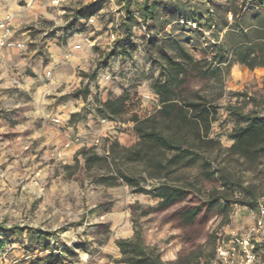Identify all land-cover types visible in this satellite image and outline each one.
I'll use <instances>...</instances> for the list:
<instances>
[{"label":"rangeland","instance_id":"obj_1","mask_svg":"<svg viewBox=\"0 0 264 264\" xmlns=\"http://www.w3.org/2000/svg\"><path fill=\"white\" fill-rule=\"evenodd\" d=\"M217 1L226 3L227 0ZM94 4L102 11L94 15L97 17L95 25H88L89 19L83 18L85 26L69 32L64 29L74 9ZM63 9L66 10L65 13L62 12ZM5 10L15 14V37L24 41L25 49L19 51L4 48L14 49L17 53L0 56V226L12 228L19 225L53 231L62 247L86 243L89 252L78 249L77 254L70 258L72 262L69 264H123L113 260L121 256L115 240L134 235L131 205L140 203L155 206L159 199L150 194L135 192V187L122 179L115 185L99 184L95 174L103 171L83 170L70 176V171L65 166L75 163L76 153L70 161L65 154L58 155L69 148V145L43 143L35 130L43 121H46L47 126L59 124L54 121L59 118L56 113L55 116L42 115L43 111H51L57 105L56 101L70 103V109L85 108L87 113L91 111L95 115V95L106 99L110 92L120 95L124 90H130L135 94L134 103L124 113L122 121L110 124L114 125L110 126L112 132L102 137L92 130L89 133L93 138L85 141L82 147H94L99 155H109L110 145L114 140H118L123 146L135 145L138 137L133 131V113L136 111L141 117H147L160 108L159 98L150 88V77L158 75L159 71L144 49L147 26L135 27L133 41L136 47L130 56L105 60V53L115 44L110 40L111 32L119 31L123 36L119 26L123 9L118 0H70L61 9L51 6L48 0H35L32 4L28 0H0V11ZM228 19L232 21L231 13L228 14ZM191 24L194 25L193 22ZM85 36L91 38L92 44L82 42ZM204 38L213 40L208 31L204 33ZM80 42L82 47L74 50V45ZM189 47L197 57L201 56L199 49H193L192 44ZM88 48L91 53L85 61V57L81 58L79 55L87 54ZM69 52L72 53L71 56H68ZM14 58L21 64L18 67H8L6 63ZM95 68L100 69L97 80L83 75L84 72L91 73ZM48 70L52 71L51 76L47 75ZM106 71L112 74L110 80L103 77ZM15 78L18 82L13 83ZM33 79L40 80L29 83V86L25 85ZM52 81L60 83L54 91H64L60 96L54 92L43 93L36 87ZM20 84L26 88H21ZM84 84H88L92 91L87 101L75 94ZM202 93L218 107V116L212 123L209 137L219 141V144L209 150L211 158L215 165L224 166L233 179L250 187L258 198L264 192V153L251 158L230 151L234 141L229 135L239 123L226 108L231 105L246 113H264V67L252 70L235 64L223 86L211 82ZM54 96L58 99L53 100ZM67 108L69 107L62 111ZM94 119L96 123H100V117ZM6 134L14 136L7 138ZM96 139L100 140L99 144L95 143ZM81 161L84 162L83 159ZM121 166L140 179L147 188L165 180L150 178L144 165L139 162L123 161ZM200 175L199 165L181 168L173 174L184 180H194L196 176L201 179ZM201 181L203 182L202 179ZM213 185V182H205V195ZM236 194L239 195V192L236 191ZM241 207L239 204H232L228 216L213 221L211 231L216 233L225 221H232L233 218L230 217ZM93 209L95 212L91 214L90 210ZM144 220L148 218L145 217ZM80 221L83 224L70 225ZM149 227L152 237L153 222H150ZM13 237L10 236L9 239L0 235V239L4 241L0 246V264H27L33 257H42L48 253H27L21 243L11 242ZM23 237L27 241L26 231ZM151 242L158 244L156 239ZM184 249H187L184 244L172 248L165 258L166 264L177 261L179 253ZM104 255H111L113 258ZM216 262L217 258H213L212 264ZM204 263L205 259L202 258L200 264Z\"/></svg>","mask_w":264,"mask_h":264},{"label":"trees","instance_id":"obj_2","mask_svg":"<svg viewBox=\"0 0 264 264\" xmlns=\"http://www.w3.org/2000/svg\"><path fill=\"white\" fill-rule=\"evenodd\" d=\"M118 1L123 9L119 25L123 36L105 53V60L130 56L136 47L135 27L147 26L144 49L159 71L158 75L150 77V88L158 96L160 108L147 117H141L136 111L133 113V131L138 137L135 145L123 146L114 140L109 155H99L94 147H82L74 156L75 163L65 168L70 176L83 170L103 171L96 172L97 183L115 185L122 179L135 187V192L159 199L155 206L131 205L134 235L115 240L121 253L113 259L116 263L166 264L168 252L184 244L187 249L171 264H200L202 258L204 264H212L213 258H217V237L211 231L213 221L228 216L232 204L256 209L258 198L250 187L233 179L224 166L215 165L211 158L209 150L219 144L209 137L218 107L202 90L211 82L223 86L235 64L252 70L264 67V0H227L226 3L217 0ZM99 11L101 8L97 4L74 9L64 29L69 32L85 26L83 18L89 19ZM229 13L232 21L228 19ZM206 31L212 34L213 40L204 38ZM190 44L193 49H199L200 57L191 50ZM99 71L95 68L83 75L97 80ZM75 94L87 101L92 91L84 84ZM134 97L130 90L120 95L110 92L106 99L95 95V116L122 121ZM226 109L239 123L229 135L234 141L230 151L251 158L264 153V113H246L231 105ZM90 112L85 108L74 112L70 122L85 120ZM123 161L139 162L150 178L165 180L147 188L121 166ZM196 165L201 167L203 182L198 176L194 180L173 176L181 168ZM206 181L214 185L205 195ZM94 212L95 209L90 210L91 214ZM145 217L148 220H144ZM150 222L154 226L152 237ZM76 224H83V221L70 223ZM2 234L6 238L14 236L11 242L21 243L27 253L48 251L42 257H33L27 264H69L78 249L88 251L86 243L62 247L53 231L2 225ZM151 238L158 244H152ZM3 242L0 239V246Z\"/></svg>","mask_w":264,"mask_h":264},{"label":"crops","instance_id":"obj_3","mask_svg":"<svg viewBox=\"0 0 264 264\" xmlns=\"http://www.w3.org/2000/svg\"><path fill=\"white\" fill-rule=\"evenodd\" d=\"M9 12L10 11H7V10L0 11V19L4 17L6 13H9ZM89 50L90 49L88 48L87 54L79 55L81 58L85 57L84 58L85 61L88 60L89 58L88 56L91 53ZM7 53H10L13 55L17 53V51H15L14 49L0 48V56L3 54L4 56H6ZM17 60L18 59L14 58L13 60H11V62L6 63V64L9 65L8 67H13V66L18 67L21 63L20 61L18 62ZM15 80H17V78L13 79V83L15 82ZM36 80H40V79H36ZM36 80L34 79L30 80L28 81V84H25V85L29 86V83H33ZM57 84L59 85L60 83H55L52 81L49 84L36 86V87L42 90L43 93L45 92L49 93V92H54L56 90L58 86ZM20 87L26 88L24 87L23 84H20ZM62 93H64V91L59 92V93L54 92V94H58V96H60ZM52 99L57 100L58 97L54 96ZM56 104L57 105L54 106L51 111H43L42 115L44 117L50 116V115L55 116L54 113H56V115H58L59 118L61 119V122L56 126H53V125L47 126L48 124H46V121H43L41 126L40 125L37 126L35 131L36 133L39 134V136H41L43 143H50L53 145L57 144V146L63 145V144L67 146L68 144L69 146L67 147L69 148L64 149L63 150L64 152L58 153V155L65 154L69 161L74 156V154L78 151V149L82 148V146L85 145V141L91 140L93 138L92 137L93 135L89 132H91L92 130L97 131V133H99L101 137L106 135L108 132H112L110 129V126L112 127L114 125H110V124H113V122L115 121L113 122L109 121V122L103 123L102 119H100V123H96L94 119V117L96 118V116L94 115V113H90L88 114L87 119L78 121L77 123H71L70 122L71 114L76 112L77 110H81V108L70 109V106H69L70 103H67V102L63 103V102L56 101ZM66 107H69V108L62 111V109ZM55 109H56V112H54ZM230 218H233L232 221L227 222V223L224 222V224L222 225L223 228L228 229L229 227H235L238 229L246 230L250 228L251 226H253L255 223L256 209H251L247 206L246 207L242 206L240 209L235 211V214L231 216ZM256 246H257V251L259 254V264H264V232H262L260 235L257 236Z\"/></svg>","mask_w":264,"mask_h":264},{"label":"built area","instance_id":"obj_4","mask_svg":"<svg viewBox=\"0 0 264 264\" xmlns=\"http://www.w3.org/2000/svg\"><path fill=\"white\" fill-rule=\"evenodd\" d=\"M32 4L35 0H28ZM51 6L55 8H62L67 6L70 0H48ZM62 12H66L65 9ZM102 12V11H100ZM97 17L91 16L88 20V25H95ZM145 28V26H143ZM15 14L6 13L0 19V48H14L19 51L25 49L24 41L15 37ZM122 35L119 31L111 32L110 40L112 43L116 42ZM83 43L92 44L89 36H85ZM82 42L74 45V50L82 47ZM72 53L69 52L68 56ZM52 71L48 70L47 75L51 76ZM105 80H110L112 74L106 71L103 74ZM18 82V80H15ZM56 123H60V118H55ZM110 120L102 119V122H109ZM113 122V121H110ZM115 123V122H113ZM117 123V122H116ZM100 140L96 139L95 143L99 144ZM264 232V193L259 196L256 204V220L253 226L246 230L229 227L225 229L220 227L216 231L217 243L216 254L217 262L215 264H259V254L256 246L257 236Z\"/></svg>","mask_w":264,"mask_h":264}]
</instances>
